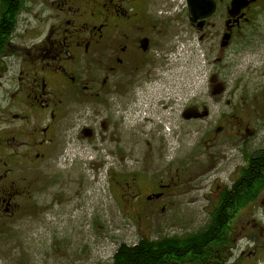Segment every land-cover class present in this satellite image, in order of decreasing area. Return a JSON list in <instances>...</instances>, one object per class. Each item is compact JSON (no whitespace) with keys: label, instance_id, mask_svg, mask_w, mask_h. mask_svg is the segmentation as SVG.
Returning a JSON list of instances; mask_svg holds the SVG:
<instances>
[{"label":"flooded vegetation","instance_id":"obj_1","mask_svg":"<svg viewBox=\"0 0 264 264\" xmlns=\"http://www.w3.org/2000/svg\"><path fill=\"white\" fill-rule=\"evenodd\" d=\"M29 1L0 0V237L13 219L42 211L35 194L57 186L78 152L95 150V169L93 163L89 169L145 212L178 187L186 161L180 168H174L176 158L158 168L138 161L125 165L126 145L162 142L156 133L173 124L177 139L204 142L207 149L221 147L216 140L224 130L230 144L252 137L233 114L218 113L212 124L222 125L206 132L211 111L194 96L185 73L192 64L197 79L199 59L215 65L235 59L231 48L238 42L264 47V24L258 23L264 0H241L240 10L234 0H36L38 24L28 42L29 29L20 22ZM180 60L184 71L178 72L181 66L173 63ZM209 85L217 104L226 82L215 73ZM241 148L226 181L216 182L202 224L181 233L144 234L121 244L108 264L122 246L135 248L145 240L169 246L159 249L169 256L159 264H264V183L254 184L251 175L264 146ZM222 158L211 159L220 165ZM154 174L164 179H152ZM63 202L69 200L56 192L45 210Z\"/></svg>","mask_w":264,"mask_h":264},{"label":"rangeland","instance_id":"obj_2","mask_svg":"<svg viewBox=\"0 0 264 264\" xmlns=\"http://www.w3.org/2000/svg\"><path fill=\"white\" fill-rule=\"evenodd\" d=\"M30 1L28 13L23 17L25 23L20 22L29 29L28 42L34 38L30 33L38 24L36 0ZM258 23L264 24V17ZM231 50L236 51V58L233 55L219 65L206 60L201 63L199 59L197 79H192L196 70L192 64L186 68L185 74L188 82H194V96L201 97L211 111L205 125L206 132L210 131L212 135L215 128L222 125L212 124L218 113L233 114L243 125H248L252 137L243 135L242 143L241 140L232 141V138L230 144L228 131L224 130L225 133H219L216 140V145L221 144V147L207 149L204 142L195 144L177 139L173 135V124L164 131L159 128L160 133L156 135L164 136L160 138L162 142L158 139L150 146L144 142L134 149L132 144L126 145L125 165L138 161L145 168L152 167V164L158 168L176 158L174 168H180L186 161L176 177L178 187L167 191L163 201L147 206L145 212L120 199L111 181L95 173V150L85 155L78 152L76 158L69 161L71 165L57 186L35 194L34 201L39 203L42 211L31 209L33 215L28 220L13 219L11 226H6V235L0 237V264H108L121 244H132L144 234L154 237L181 233L202 224L216 182L226 181L234 164L239 162L241 147L253 151L264 146V60L261 59L264 47L238 42ZM173 65L183 68L180 67L178 72L184 71L183 60ZM215 73L228 88L217 104L209 93V76ZM179 110L177 107L173 112L175 124L180 120ZM207 123L212 124L211 129ZM125 136L129 137L130 133ZM208 157L223 158L218 165V161L215 164V160ZM89 163H93V171L89 169ZM203 172L206 174H201ZM172 173L175 177L174 169ZM151 178L158 181L164 176L154 174ZM56 192L70 203L63 202L60 207L51 206L52 211H46L45 207L50 205Z\"/></svg>","mask_w":264,"mask_h":264},{"label":"trees","instance_id":"obj_3","mask_svg":"<svg viewBox=\"0 0 264 264\" xmlns=\"http://www.w3.org/2000/svg\"><path fill=\"white\" fill-rule=\"evenodd\" d=\"M15 22V16H12V24ZM252 182L254 184L264 183V153L257 152L252 161L251 168ZM247 177V176H246ZM237 195L239 191L236 192ZM254 195L257 191H253ZM197 236H192L190 240H195ZM169 244V243H168ZM175 246V244H173ZM167 243H153L149 241L141 242L138 247L126 248L122 246L114 256L113 264H159L162 260L167 259V254H160L159 249H164Z\"/></svg>","mask_w":264,"mask_h":264},{"label":"water","instance_id":"obj_4","mask_svg":"<svg viewBox=\"0 0 264 264\" xmlns=\"http://www.w3.org/2000/svg\"><path fill=\"white\" fill-rule=\"evenodd\" d=\"M241 3H242L241 0H234L233 7L234 8H237V10H240L241 9ZM222 90H223L222 88L221 89H218L214 95L221 94L222 93Z\"/></svg>","mask_w":264,"mask_h":264}]
</instances>
